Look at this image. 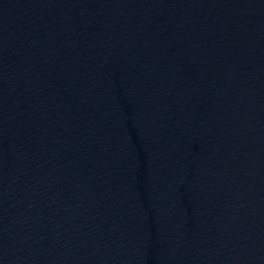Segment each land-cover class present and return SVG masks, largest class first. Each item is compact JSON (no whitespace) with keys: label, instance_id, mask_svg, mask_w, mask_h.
<instances>
[{"label":"water","instance_id":"obj_1","mask_svg":"<svg viewBox=\"0 0 264 264\" xmlns=\"http://www.w3.org/2000/svg\"><path fill=\"white\" fill-rule=\"evenodd\" d=\"M0 264H264V0H0Z\"/></svg>","mask_w":264,"mask_h":264}]
</instances>
